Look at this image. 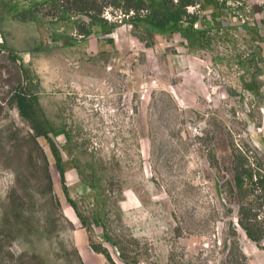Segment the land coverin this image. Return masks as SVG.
Masks as SVG:
<instances>
[{
    "label": "rangeland",
    "instance_id": "1",
    "mask_svg": "<svg viewBox=\"0 0 264 264\" xmlns=\"http://www.w3.org/2000/svg\"><path fill=\"white\" fill-rule=\"evenodd\" d=\"M226 5L244 6L259 41L237 27L234 43L215 34L191 48L177 32L142 31L112 8L101 16L115 27L93 26L82 37L76 26L85 16H60L44 0H0V264H41V257L77 264L74 249L83 264H109L89 247L46 140L32 139L18 113L12 97L21 88L36 95L57 131L68 133V142L54 135L67 151L68 197L91 222L96 202L84 183L92 165L109 197L106 230L138 264H264V241L257 246L246 237L226 184H233V147L264 168V0ZM211 11L205 6L202 13ZM214 17L239 24L223 8ZM255 46L256 60L245 71L239 60ZM93 237L103 241L99 228Z\"/></svg>",
    "mask_w": 264,
    "mask_h": 264
},
{
    "label": "trees",
    "instance_id": "2",
    "mask_svg": "<svg viewBox=\"0 0 264 264\" xmlns=\"http://www.w3.org/2000/svg\"><path fill=\"white\" fill-rule=\"evenodd\" d=\"M51 4V6L60 9V16L71 14L73 16H85L88 21H80L81 25L76 26L77 32L82 37L91 35L94 31L93 26H99L105 31L115 27L114 23L110 24L106 19L101 16L104 8L116 9L124 15V18H128L134 28L141 27L142 31L153 32H166L167 30H173L179 34L188 43V47L200 46L202 40H207L212 35H226L230 38L231 43H234L233 34L231 31H235L237 27H241L243 31L251 35L252 41H259L258 37L259 27L256 24L255 18H252V24L248 21H244L243 5H237L232 7L226 5V0H44ZM212 8L209 16L203 14L204 7ZM190 7H196L194 12H189ZM225 9L231 15L233 14L239 24L234 26L221 25L216 21L214 15L216 10ZM26 15V14H25ZM20 16V15H19ZM63 16V17H64ZM127 16V17H126ZM62 17V18H63ZM210 17V20L208 19ZM253 17V14H251ZM31 20L37 21V18H31ZM125 20V19H124ZM76 23L75 21H71ZM229 34V35H228ZM198 44V45H197ZM254 51L245 58L239 60L241 68L245 71L250 68L251 64L256 60V56L259 52V47L255 46ZM12 54V53H11ZM13 59L16 57L13 56ZM256 73L250 76L252 83H254V77ZM245 87L250 90L252 86L249 82L244 84ZM18 113L20 116L29 123V126L33 132L32 139L42 137L46 140L51 155L54 159V165L58 172L60 182L63 186V192L65 197L74 210L81 227L87 232L88 245L92 251L101 254L109 262V264H117L113 261L111 254L109 253L107 244L109 247L115 249L119 258L124 264H138L135 255H128V249L125 248L123 243L120 242L118 236H112L108 234L106 230V204H108L109 197H106L102 192V185L98 183V179L94 178L95 171L92 165H89L88 181H85V185L94 194V200L96 207L92 212L91 222H87L83 214L78 210L76 203L70 199L66 192L65 180H64V161L62 153L66 154V149H61L54 140V135L63 134L68 142V133L64 129L56 130L55 127L45 117L42 108L39 106L36 95L30 94L24 88L19 89L14 93L12 97ZM233 184L226 181L228 186L229 195L235 194V198L238 203L237 222L240 228L244 231L246 237L255 243L257 246L264 241V168L259 162L252 163L243 150L239 147H233ZM42 157V166L44 177L46 180V187L51 192V179L48 173V163L43 151H40ZM68 156V154H67ZM69 157V156H68ZM209 162H214V156L210 154ZM77 168L78 171V167ZM80 172V171H79ZM20 202L24 203L22 199ZM57 207L56 202H54ZM6 216V212H4ZM12 229L16 232L20 231L19 228ZM40 230H44L46 227V219L38 221ZM99 228L102 236L101 242L96 241L93 237V229ZM104 242V244H103ZM61 250L65 251L63 245L60 246ZM74 254L77 257V264H83L79 258L77 251L74 249ZM243 257V255H242ZM41 264H46L45 257L40 258Z\"/></svg>",
    "mask_w": 264,
    "mask_h": 264
}]
</instances>
